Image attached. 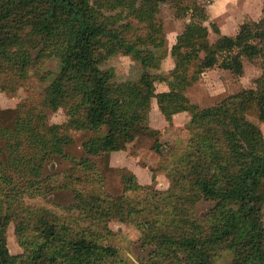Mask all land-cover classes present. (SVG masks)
<instances>
[{"label":"trees","instance_id":"trees-1","mask_svg":"<svg viewBox=\"0 0 264 264\" xmlns=\"http://www.w3.org/2000/svg\"><path fill=\"white\" fill-rule=\"evenodd\" d=\"M105 2L108 7L120 0ZM170 2H187L183 10L200 23L178 36L169 90L157 93L159 76L151 71L167 50L163 26L155 21L158 9L129 11L140 21L134 26L123 23V13L111 15L114 10H41L26 8V0H0V92L15 94L34 80L42 85L10 116L0 109V264H119L118 250L107 244L116 236L114 221L141 231L142 245L150 249L145 264H211L218 244L232 253L230 264H264V136L248 119L255 110L264 122V74L257 89L213 107L200 108L184 93L219 63L220 54L239 51L220 64L236 74L243 56L264 59V48L250 42L253 26L261 25L248 23L236 37L211 44L207 11L198 0ZM119 54L142 65L138 81L119 82L111 68L103 69ZM49 61L58 62L56 72L44 71ZM154 99L169 123L191 114L186 147L170 152V188L155 192L123 173L121 193L102 191L98 158L125 151L141 135L156 138L153 149L163 155L160 132L149 127ZM60 110L66 121L50 124L49 114ZM73 131L90 134L82 144L85 156L72 153ZM55 158L70 167L50 173ZM53 191L72 195L66 218L27 203ZM200 205L206 206L202 214ZM12 225L19 255L8 247Z\"/></svg>","mask_w":264,"mask_h":264},{"label":"rangeland","instance_id":"rangeland-1","mask_svg":"<svg viewBox=\"0 0 264 264\" xmlns=\"http://www.w3.org/2000/svg\"><path fill=\"white\" fill-rule=\"evenodd\" d=\"M199 2V1H198ZM187 2H184L186 5ZM184 5L180 7L174 6L171 2L163 4L161 9L155 14V21L157 24L163 26L164 36L166 39L167 50L162 53L163 57L160 61V66L157 70H152L151 73L159 76L155 83L157 93L167 92L169 90L168 78L171 71L175 68V60L171 55V49L177 42L186 26L190 23L199 22L198 17H194L193 11L186 12L183 10ZM200 6L205 9L206 4L199 2ZM123 13V23L131 24L134 26L139 25V19L135 16L129 15V11H114L111 15ZM127 18L125 19V17ZM264 18V16H263ZM207 21L204 25L207 26ZM122 22V21H121ZM251 23V22H249ZM126 24V25H127ZM148 23L146 22V25ZM245 25H248L246 23ZM209 28V41L211 44L215 43L217 36L212 29ZM252 27V26H251ZM253 32L256 34L255 38L250 42L264 48V24L261 28L253 26ZM212 34V35H211ZM239 51L235 50L232 53H223L219 55V63L209 70H206L200 77L198 82L185 90V95L190 101L198 105L200 108H208L217 105L226 97L237 94L243 90L257 89L258 81L263 77V62L264 59L261 55L243 56L241 61L243 69L241 74H236L230 70H225L220 67V64L230 57L238 54ZM230 60V59H229ZM59 64L56 61H49L44 71L58 70ZM112 69L116 74L119 82L138 81L143 74L142 65L132 56L119 54L111 58L104 66L103 69ZM49 82H46L48 84ZM30 85L42 90V85L39 80L30 82ZM32 88H22L15 94L0 92V109L4 111L7 116H10L16 110L18 104L26 100L31 94ZM28 93V94H27ZM66 115L63 111H58L49 114L48 122L50 124H62L66 121ZM248 119L259 126L264 136V122L258 119L257 111H252L248 115ZM191 121L190 113H181L173 117V121L169 123L161 113L157 100L154 99L149 114V127L153 130L160 132L159 142L160 147L163 149V155L154 151L153 146L156 138L147 135H141L137 139L127 145L125 151L110 153L108 156H102L97 159V163L103 172V185L102 191L112 194L122 192V176L123 173H131L136 176V180L142 186L150 187L153 191L166 192L171 186V171L173 158L170 156L172 150H182L190 138L188 126ZM74 139L72 153L76 156H85L82 147L86 137L90 134L84 132H71ZM2 142L0 141V147ZM49 172L69 168L70 164L62 158H55L49 162ZM72 202V195L68 191H53L49 193L47 198H38L35 200H28L27 203L31 206H38L51 211L57 212L59 215L65 216L67 213L64 209ZM206 206H199V213H204ZM111 230L116 235L107 244H111L118 250L119 264H145V260L149 257V248H145L141 241V231L130 224L120 222H112L110 224ZM8 247L12 255H19L23 252L18 239L15 235L14 225L9 227L8 234ZM233 255L224 244H218L214 247L213 259L211 264H230Z\"/></svg>","mask_w":264,"mask_h":264},{"label":"crops","instance_id":"crops-1","mask_svg":"<svg viewBox=\"0 0 264 264\" xmlns=\"http://www.w3.org/2000/svg\"><path fill=\"white\" fill-rule=\"evenodd\" d=\"M206 4L209 21L207 26L215 24L220 31L216 41L221 37L234 38L243 25L257 22L262 17L264 2L262 0H198ZM212 35V34H211ZM215 41V42H216Z\"/></svg>","mask_w":264,"mask_h":264},{"label":"flooded vegetation","instance_id":"flooded-vegetation-1","mask_svg":"<svg viewBox=\"0 0 264 264\" xmlns=\"http://www.w3.org/2000/svg\"><path fill=\"white\" fill-rule=\"evenodd\" d=\"M25 7L30 9L41 10H60V11H80L84 9H101V10H122V11H137L139 9H161L163 4L170 2V0H120L113 6L104 7V0H26ZM119 1V0H105ZM264 2V0H262ZM105 2V3H106ZM112 3V2H111ZM107 4V3H106ZM102 5V7H100ZM146 5V6H145ZM264 5L262 9V17L257 22H251V25L264 24ZM249 23V22H248Z\"/></svg>","mask_w":264,"mask_h":264}]
</instances>
